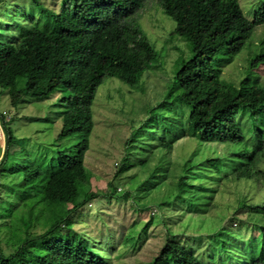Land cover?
I'll list each match as a JSON object with an SVG mask.
<instances>
[{"label": "trees", "instance_id": "obj_1", "mask_svg": "<svg viewBox=\"0 0 264 264\" xmlns=\"http://www.w3.org/2000/svg\"><path fill=\"white\" fill-rule=\"evenodd\" d=\"M144 1L60 0V8L55 9L32 0L39 17L30 24L23 20L31 19L32 11L15 9L13 13L4 9L8 20L3 21L5 28L0 29V36H5L0 41V86L15 89L18 99L26 93L45 99L57 90L62 92L57 100L61 108L57 115L62 121L58 138L71 133L79 135L70 150L57 149L51 159L42 158L39 163L25 167L22 212L14 215V205L9 208L12 212L9 215L0 212V264H112L108 256L94 250L85 236L73 228L79 224L81 208L99 195L87 190L84 199H78L83 185L90 184L85 157L94 125L92 104L96 90L105 77L137 86L158 56L136 19ZM158 3L175 22L172 33L190 42L192 55L180 63L162 99L148 107L149 118L129 135L126 148L138 137L143 124L157 125L153 121L166 117L171 120L167 129L170 142L162 144L166 150L171 149L172 141L180 134L203 143L242 142L246 134L240 119L247 116L251 120L248 131L254 132L258 146L253 152L237 153L244 161L239 163L233 177L256 180L259 175L256 163L264 155V84L258 81L253 69L264 63V51L251 57L249 68L254 75L244 76L237 85L222 80L221 71L233 61L253 30L264 23V0L259 1L251 19L239 0H158ZM183 111L184 125L182 121L177 124L174 116ZM4 115L0 114L5 139L0 165L16 142ZM194 155L195 152L184 161L172 199L181 206L190 202L194 212L205 213L212 194L203 193L199 202L191 203L193 188L201 186L209 190L195 185L194 165L190 163ZM129 167L121 165L115 177ZM152 187L153 184L148 189ZM158 206L174 214L179 210L165 200ZM242 207L257 233L244 240L240 227L223 225L213 233L214 247L208 253L211 261L208 264H215V253L219 264H264V202L247 204L242 200L239 208ZM151 224L150 218L137 232V243L147 237ZM243 224L241 221L240 225ZM148 264L207 263L167 230L164 244Z\"/></svg>", "mask_w": 264, "mask_h": 264}, {"label": "rangeland", "instance_id": "obj_2", "mask_svg": "<svg viewBox=\"0 0 264 264\" xmlns=\"http://www.w3.org/2000/svg\"><path fill=\"white\" fill-rule=\"evenodd\" d=\"M259 1L239 0L249 19ZM31 2L0 0V29L5 28L3 21L8 20L4 9L13 13L32 11L31 19L23 21L28 24L36 21L39 10ZM40 2L55 9L61 5L60 0ZM18 5L24 6L18 8ZM136 19L158 56L143 73L137 86L131 87L115 77H105L98 86L92 104L94 125L85 157V166L91 174L90 184L83 185L78 199L83 200L88 191L99 195L81 208L79 224L72 228L82 233L94 250L108 256L112 264H148L164 244L167 230L184 246L192 247L197 257L208 264L211 263L208 253L214 247L213 233L223 225H230L233 229L240 227V236L244 240L257 233L252 230V221L239 204L242 200L247 204L264 202V155L256 163L259 171L256 180L233 177L239 163L244 161L237 153L253 152L255 145L258 146L254 132L248 131L251 120L247 116L239 118L246 134L242 142L203 143L180 134L177 140L172 141L171 149L166 150L162 144L170 142L167 129L171 121L166 117L153 121L157 125L143 124L138 137L126 148L129 135L145 118H149L148 107L162 99L180 63L192 55L190 42L172 33L175 22L163 13L158 0H145L136 13ZM4 39L5 36H0V41ZM261 51H264V23L253 30L233 61L222 67L221 79L237 85L244 76L254 75L249 63L251 57ZM253 71L258 81L264 84V63ZM18 94L15 89L0 86V114L4 113L5 120H9L16 139L0 165V212L8 215L22 212L25 167L39 163L42 158L44 161L51 159L57 149L70 150L79 135L71 133L58 138L62 121L57 115L61 110L57 100L62 92L57 90L45 99L35 98L30 93L18 99ZM161 112L166 115L165 111ZM174 117H177L174 118L177 124L182 121L184 125V111ZM1 124L0 119V158L5 145ZM193 152L195 155L190 163L194 165L195 185H203L209 190L201 189V186L193 188L191 203L195 204L203 193L212 194L205 213L194 212L190 202L181 206L172 199L177 192V176ZM205 158H218L220 161L206 162ZM121 165L130 167L115 177ZM152 184L154 187L148 189ZM163 200L175 204L178 212H165L158 206ZM12 205L14 209L11 212L9 208ZM150 218L152 224L147 237L137 243V232ZM241 221L248 227H244L245 224L241 226ZM13 224L16 225V221ZM35 230L40 231V228ZM215 255L214 263L219 264Z\"/></svg>", "mask_w": 264, "mask_h": 264}]
</instances>
